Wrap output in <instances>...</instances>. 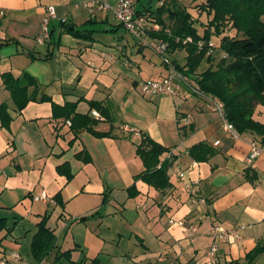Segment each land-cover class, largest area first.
<instances>
[{
    "label": "crops",
    "instance_id": "0c3cea01",
    "mask_svg": "<svg viewBox=\"0 0 264 264\" xmlns=\"http://www.w3.org/2000/svg\"><path fill=\"white\" fill-rule=\"evenodd\" d=\"M102 1L110 6L116 4V0ZM90 2L0 0V11H3L0 15V103L8 105L12 117L8 129L0 127V169L5 171L0 175V216L3 210H15L18 206L22 213L34 214L32 240L37 222L50 210H55L58 204L53 199L55 195L64 202L63 210L67 198L99 201L98 208L83 215L92 217L85 218L84 224L102 219L108 203L112 207L108 213L123 215L126 202L132 199L136 209L144 212L140 227L133 232L146 250L141 255L143 261L149 264H208L207 250L212 243L210 230L219 225L230 235L219 243V264L243 263L247 253L257 243L264 242V149L249 160L252 136L249 133L230 136L223 131L221 120L208 102L186 89L173 96L144 95L142 81L169 73L161 59L156 62L146 56L147 47L153 49L150 41L156 44L157 39L148 34L146 43L136 39V51L142 56L140 60L124 53L128 45L124 37L116 43L111 42L110 46L116 45L115 50L101 49L96 43L99 41L97 30L87 26L102 25L101 32L105 33L124 28L118 25L113 11L96 8L90 11L86 7ZM151 3L152 0H138L135 7L153 8ZM48 5L55 7V17L49 22L50 38L38 43L36 38ZM72 27L92 31V38L74 37L69 33ZM45 55L49 56L43 58ZM170 59L173 60V54ZM145 64L148 67H144ZM3 72H11L14 76L29 73L37 80L39 95L45 93L58 105L77 101L79 113L88 111V100L101 101L108 118L96 109H92L90 115L99 120L93 128L108 132L109 136L97 137L88 130H81L70 143L73 138L70 124L62 118H53L49 101H30L21 111H16L9 91L3 86ZM124 80L127 92L119 94ZM32 89L30 87L29 91ZM134 97L150 104L154 116L134 106ZM129 105L138 109L137 113L133 110L134 115H126ZM93 110L98 117L92 115ZM124 126L133 127L138 132L137 139L132 136L135 133L125 131ZM141 132L172 151L173 162L168 169L171 186L164 190H156L142 180H133L144 168L135 153ZM216 140L220 141L218 145H214ZM199 143L206 144L212 151L207 159L195 161L189 150ZM83 149L87 153L84 157L89 158L87 162L75 156ZM70 151H73L74 161L68 158ZM202 155L203 152L198 156ZM163 157H167V153ZM62 163L69 165L71 179L58 173L56 166ZM182 172L184 175L180 176ZM133 182L137 194L130 196L128 187ZM113 186L121 189L116 196L110 190ZM43 190L49 201L34 200L33 196ZM61 217L65 218L63 212L58 215ZM180 220L183 225L178 223ZM69 224L64 223L62 230ZM47 225L57 237L56 227L51 226L48 219ZM189 226H195L197 231L189 234ZM2 243L4 245V240ZM260 261L262 264L263 256Z\"/></svg>",
    "mask_w": 264,
    "mask_h": 264
},
{
    "label": "trees",
    "instance_id": "16d2710c",
    "mask_svg": "<svg viewBox=\"0 0 264 264\" xmlns=\"http://www.w3.org/2000/svg\"><path fill=\"white\" fill-rule=\"evenodd\" d=\"M192 2L191 6H194L197 12L196 18L189 10L190 6L181 5L176 0H162L155 8L148 6L142 10H135L137 14H145L150 22L160 25L158 31H149L147 34L153 39L167 42L168 56L176 51H185L183 63L173 58L174 68L183 75L191 76L204 93L216 97L223 104L225 119L233 124L235 131L238 134L249 133L252 142L263 150L264 117L260 119L256 113L260 105L264 106V0H192ZM203 13L206 14V19L201 21L199 17ZM65 31L68 32V29ZM69 33L76 38H92L93 34L92 31L77 30L73 27ZM187 37H190L191 41L184 42ZM213 39L218 40L215 48L220 51L216 63L208 45ZM47 56L49 55L43 58ZM203 61L207 62L208 66L198 72ZM1 77L16 111H21L30 101L51 102L53 118H62L70 122L69 130L73 134L70 143L81 130H88L97 137L109 136L108 132L93 128L99 120L90 115V111L96 109L102 116L108 118V112L101 101L88 100V111L79 113L76 111L77 101L58 105L45 93L39 95L36 78L27 72L21 76L3 72ZM30 87L33 88L32 91H29ZM11 120L8 105L0 103V127L8 129ZM168 151L170 148L141 132L140 140L135 144V153L141 159L144 168L134 175L133 180H142L156 190L170 187L168 169L172 165L173 157H163ZM211 151L206 144L199 143L191 147L189 155L195 161L205 160L211 155ZM201 152L203 155L198 156ZM75 156L85 162L89 159L84 157L87 156L84 149ZM56 169L68 179L73 176L67 163L57 165ZM128 190L130 196L137 194L134 182ZM53 199L62 204L60 197L55 195ZM85 218L82 216L78 221ZM47 219L48 215L45 214L37 222L36 231L30 242L32 254L39 259L57 247L56 235L47 225ZM8 220V217L0 216L2 255L6 249L2 241L12 233L16 224V221L13 222L14 225L9 224ZM259 256H263L264 264V242L257 243L247 253L243 263L233 264H252Z\"/></svg>",
    "mask_w": 264,
    "mask_h": 264
},
{
    "label": "rangeland",
    "instance_id": "374dc122",
    "mask_svg": "<svg viewBox=\"0 0 264 264\" xmlns=\"http://www.w3.org/2000/svg\"><path fill=\"white\" fill-rule=\"evenodd\" d=\"M159 1L162 0H152V7L155 8L156 6H158L160 4ZM177 1L181 5L187 7L190 6L189 10L196 18V9L194 6L192 7L190 5L192 0ZM199 15L200 14H198V16ZM199 19L201 21H204L206 19V14H201ZM103 27L104 26L97 24H92L91 26L86 27L88 29L93 28L97 30L96 36L99 39V41L96 42L97 46H100L101 49H104V47H106V51L110 52L111 49L115 50L116 47V45L115 47L110 46L111 42L116 43L120 41V37H124L126 41H128V45L124 53L127 54V56H130L131 59L140 60L142 56L136 51V39L127 34L128 32H126L122 28H118L113 33H105L101 32V30H103ZM212 42L217 47L218 40L213 39ZM150 43L153 45V49L147 47V50L145 51L146 56L151 57L156 62H159L161 58L156 53V51H154L155 43L151 41ZM219 53V50H217L216 48H214L211 52L212 56L214 57V63L218 61ZM184 55V50L176 51L175 53H173V58L183 63ZM147 65L145 64L144 67H148ZM207 66L208 63L203 61L202 65L198 68V72L203 71ZM144 73H146V71H144ZM126 86L127 81H122L120 89L118 90L119 94H124L127 92ZM136 93L138 92L136 91ZM132 99L135 103L134 106L138 107V109L144 110L147 115L151 117L154 116V109H152L150 104L144 103V101L136 97ZM130 106L131 105H129V107ZM134 106L130 107V110L126 112V115H134L133 110L137 113L138 109L135 110ZM262 107L264 106L260 105L258 107L256 115L264 116V108ZM107 125L108 124H106V126ZM137 128L140 127L137 126ZM132 136H135L137 139L138 134H133ZM72 152L73 151L68 152V158L74 161L75 158L73 157ZM118 188L119 187L113 186L110 189L113 191L114 196H116L118 192L121 191V189ZM70 199L71 198H67V200H64L66 203L65 210H63L64 202H62V204L58 203L56 206H54L55 210H50L47 213L49 216L48 222L51 226L56 227L55 231L58 238L56 237L55 243H57L58 246L56 247L57 249L54 248L48 255H46L42 259L35 257L32 254L30 248L31 235L33 230L35 229V215L31 214L30 216H28L29 213L26 211L22 213V209L19 206L15 210H3L1 216H7L9 219V224H12L14 221H16V224L13 232L7 235V237L4 239L6 252L5 255L3 254V257L0 258V260L4 261L5 264H149V261H143L141 259V255L145 253L146 250L140 245V241L137 237H135V233L133 234V232H136V229L140 227L139 222L141 213H144L143 210L140 211V209H136L137 206L135 201L130 199L126 202L124 209L125 212L122 213L123 215L108 213V210H112V207L108 203L106 205L107 211L104 212V208L101 209V212H104L105 215L103 218L99 217L102 219H98L97 221H90L89 223L84 224L83 220L78 221V219L83 215L92 213L96 208H98L99 201L97 203V200L94 199H90L87 201L81 199ZM117 200L120 201L119 199ZM37 203H34V205H41ZM106 203L107 202L103 204ZM61 212H63L65 218H58V215ZM151 214L153 213L151 212ZM150 217L152 218L151 215H149V218ZM90 218L92 217L89 216L86 218V220H89ZM66 222H69L70 224L68 225V227L62 230L64 223ZM13 253H18L20 257L14 258L15 256ZM260 257L261 256L257 257L252 264H261ZM139 259H141L142 261ZM150 264H153V262Z\"/></svg>",
    "mask_w": 264,
    "mask_h": 264
},
{
    "label": "built area",
    "instance_id": "2783aa9c",
    "mask_svg": "<svg viewBox=\"0 0 264 264\" xmlns=\"http://www.w3.org/2000/svg\"><path fill=\"white\" fill-rule=\"evenodd\" d=\"M138 0H116L115 6H110L107 2L102 0H91L89 5L86 7L92 11V8H96L102 11H113L118 23L135 39H137L141 43H146V34L149 31H158L160 29V25L155 22H150L149 19L145 16V14H137L136 13V3ZM162 1H160V4ZM3 14V11H0V15ZM55 17V7L52 5H48L46 7V16L43 18L41 32L37 36L36 41L38 43H44L46 40L50 38L49 32V22L50 19ZM168 32V30H167ZM155 51L160 56L161 61L165 64L169 73L166 76H163L158 79H147L142 81L141 83V92L144 95H168L173 96L182 90H188L190 93L205 99L210 109L217 115V117L222 122V129L226 133H228L232 137L237 136V132L234 129L232 123H229L225 119L224 107L223 104L214 96L204 93L195 82V80L191 76H186L179 73L173 65L172 60L168 56V44L165 41L160 39L156 40ZM191 41L190 37L185 38L184 42ZM201 45V43H199ZM211 47L210 52L216 47L212 41L208 43ZM224 56V54L222 55ZM92 115L98 117L99 114L96 111H92ZM187 122V120H185ZM70 124L69 121H67ZM123 129L125 131L134 132L138 134V132L130 126H124ZM219 140L214 141V145L219 144ZM252 150L248 156L249 160L255 158L261 151L262 148L258 146L256 143H251ZM167 157H170L172 151H168ZM3 174V171L0 169V175ZM183 176V172L179 174ZM33 199L36 201H49V196L45 190L41 191L40 194L34 195ZM172 222V220H170ZM180 225H183L184 222L180 220L178 222ZM189 234H194L197 231L195 226L188 227ZM210 236L212 238V243L207 250L208 256V264H219L218 262V246L221 240L229 238L230 235L227 231H225L221 226L214 225L210 230ZM16 258H18V254H14ZM0 264H5L4 261L0 260Z\"/></svg>",
    "mask_w": 264,
    "mask_h": 264
}]
</instances>
